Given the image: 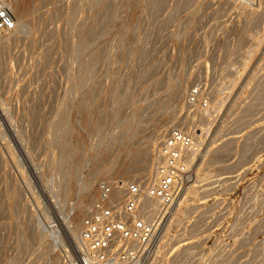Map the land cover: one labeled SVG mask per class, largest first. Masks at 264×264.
I'll return each instance as SVG.
<instances>
[{
    "label": "rangeland",
    "instance_id": "1",
    "mask_svg": "<svg viewBox=\"0 0 264 264\" xmlns=\"http://www.w3.org/2000/svg\"><path fill=\"white\" fill-rule=\"evenodd\" d=\"M0 4V264H57L173 128L199 145L154 264H264V0Z\"/></svg>",
    "mask_w": 264,
    "mask_h": 264
},
{
    "label": "built area",
    "instance_id": "2",
    "mask_svg": "<svg viewBox=\"0 0 264 264\" xmlns=\"http://www.w3.org/2000/svg\"><path fill=\"white\" fill-rule=\"evenodd\" d=\"M17 28L11 11L0 4V32ZM208 106L199 88L189 104ZM195 131L173 128L156 147L158 164L146 179L101 182L100 197L90 207L74 245L64 249L57 264H154L162 231L174 216V207L189 182L192 155L199 145ZM159 210L154 217L142 214L147 201Z\"/></svg>",
    "mask_w": 264,
    "mask_h": 264
},
{
    "label": "bare ground",
    "instance_id": "3",
    "mask_svg": "<svg viewBox=\"0 0 264 264\" xmlns=\"http://www.w3.org/2000/svg\"><path fill=\"white\" fill-rule=\"evenodd\" d=\"M13 9V8H12ZM17 20V19H16ZM16 22V25H17V27H18V24H19V21H15ZM4 32V31H3ZM2 43V42H1ZM2 45V44H1ZM5 105V104H4ZM7 109V108H6ZM9 113V112H8ZM10 115V114H9ZM9 124V123H8ZM17 137V136H16ZM24 138V137H23ZM17 140V139H16ZM32 157V156H31ZM30 160V159H29ZM154 160L156 161V162H158V158L156 157V158H154ZM32 164V163H31ZM146 168H147V166H146ZM145 168V169H146ZM125 170V169H124ZM147 170L149 171V169H146V171H144V173H141V174H143V175H146L145 173L147 172ZM128 171V170H127ZM124 172H126V171H124ZM91 178V177H90ZM193 180V179H192ZM191 180V181H192ZM90 181V180H89ZM195 181V180H194ZM199 182V181H198ZM90 183V182H89ZM88 183V184H89ZM197 183V182H196ZM188 184V183H187ZM50 186V185H49ZM85 186V185H84ZM88 186V185H87ZM43 187V186H42ZM89 187H91V186H89ZM192 187H193V184H190L189 186H187V188H186V192L187 191H192ZM47 188H48V186H47ZM83 189V188H82ZM88 189V188H87ZM50 190V189H49ZM185 190V188L183 189V191ZM84 191V190H83ZM82 191V192H83ZM81 192V193H82ZM182 193V192H181ZM195 193V192H194ZM187 194V193H186ZM182 195V194H181ZM181 195L179 196V198H178V200H177V202H176V205H175V207H174V210L175 209H177V205L179 204V202H180V198H181ZM184 195H185V193H184ZM194 198V197H193ZM192 198V199H193ZM78 207H79V205H78ZM85 206L84 205H81V208L79 209V214L77 215L78 216V218H79V216H81L82 214H83V212L85 211ZM84 210V211H83ZM158 210H159V205H158V203L157 202H155V201H147V203L145 204V206L143 207V210H142V214L145 216V217H148V218H151V217H154L156 214H157V212H158ZM46 217V216H45ZM50 222V221H49ZM79 224H80V222L77 224L78 226H79ZM53 225V224H52ZM73 231V230H72ZM75 231H76V229L74 228V233H75ZM79 232V231H78ZM78 232L76 233L77 235H78ZM76 239H77V237H76ZM188 248H185V249H183V251H186ZM184 252H182L181 251V253L178 255V256H176V258L174 259V260H172L173 261V264H181V262H182V254H183ZM182 264H183V262H182Z\"/></svg>",
    "mask_w": 264,
    "mask_h": 264
}]
</instances>
